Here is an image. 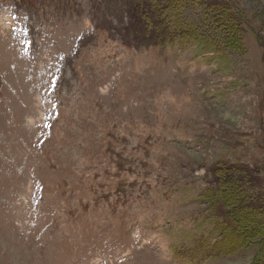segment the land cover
Listing matches in <instances>:
<instances>
[{
  "label": "rangeland",
  "instance_id": "obj_1",
  "mask_svg": "<svg viewBox=\"0 0 264 264\" xmlns=\"http://www.w3.org/2000/svg\"><path fill=\"white\" fill-rule=\"evenodd\" d=\"M130 1L0 0V264H264L215 211L232 171L264 227V0Z\"/></svg>",
  "mask_w": 264,
  "mask_h": 264
},
{
  "label": "trees",
  "instance_id": "obj_2",
  "mask_svg": "<svg viewBox=\"0 0 264 264\" xmlns=\"http://www.w3.org/2000/svg\"><path fill=\"white\" fill-rule=\"evenodd\" d=\"M214 3H216V0L210 1L209 7H211ZM177 6L178 0H133L127 5L131 21L133 17L134 21H137L136 25L139 29H137V32H139V34L141 32L144 36H157L161 43L172 42L176 37L191 36L186 34L185 22H180V20H175L176 22L173 24H170L169 22V20H172V13L174 17V14L176 16V13L179 12V8ZM220 8L222 10H217L219 13L218 15L225 18L224 14L227 12L226 8ZM217 18L219 17L217 16ZM132 25H134V22ZM217 170L215 167L212 169V173L216 175ZM226 173L223 174L219 172V176L221 177L219 179L218 176V179L228 185H236L239 189H241L244 195L241 199L232 201H223V198H221L222 207L219 202H216V204H218V207L216 206L217 209L215 210L217 212L216 214L221 218H234V221L240 224L245 223L247 227L244 228V231L242 233L240 232L239 234H235V238L238 237V239H240L238 241V246H244L248 243H250V245L253 243L256 245H262L261 250H263L264 254V227L260 224L262 213L257 208V204L252 206L247 203L249 200L245 198V193L249 191V187L250 185L252 186V183L246 176L240 177L239 180H236L232 171H228ZM217 198L220 197L217 196ZM243 212L247 214L243 215ZM227 222L228 221H226V224ZM257 239H260V241Z\"/></svg>",
  "mask_w": 264,
  "mask_h": 264
}]
</instances>
